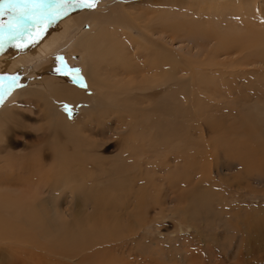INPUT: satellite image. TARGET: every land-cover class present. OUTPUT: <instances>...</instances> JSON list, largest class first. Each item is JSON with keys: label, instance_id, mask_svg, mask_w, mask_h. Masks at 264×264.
<instances>
[{"label": "rangeland", "instance_id": "374dc122", "mask_svg": "<svg viewBox=\"0 0 264 264\" xmlns=\"http://www.w3.org/2000/svg\"><path fill=\"white\" fill-rule=\"evenodd\" d=\"M90 2L93 0H71L70 3H65V0H44L34 13L35 16L33 14L32 21L21 26L22 35L10 38L11 34L5 27L0 31L3 36H0V42L9 50L14 48V44L25 42L34 34L42 35L41 40L46 43L55 40L56 47L51 57L62 60L57 68L60 67L72 78L82 80L84 67L81 65V56L73 57L64 52L67 41L71 44L80 34L79 31L90 30L93 34H98L101 40L95 46H100V43L106 46L110 42L109 37H112L124 45L122 48H131V51L137 49L136 52L144 55L146 50L143 47L150 46L149 38L152 36L151 39L155 42L166 46L165 63H170L166 68H176L180 79L185 78L188 82L191 78L189 75H192L194 85L186 83L184 79L179 91L169 90L170 83L156 87L146 85L143 90L134 93L137 96L148 94V98L137 97L130 100L133 93L125 94L126 97L123 94V99L121 95V99L118 96L116 102L110 98L112 101L109 99V102L103 103L99 108L95 107L96 111L94 109L83 121L78 122L76 129L74 126L71 130L59 129L57 132V129L49 128L44 121V116H41L44 114L42 104L36 97L27 102L22 101L21 107L15 102L9 104L11 96L13 98L19 89L23 92V89H32L37 85L25 84L27 82L21 81L25 74L19 72L3 77L0 89L8 90L10 96L0 103L1 110L6 108L0 116L1 152L10 151L21 155L32 151V148L34 151L43 150L47 161L51 163L53 151L50 146L57 145L65 153L80 150L82 154L85 149H89L93 155V163H97L94 164V169H88V161L81 156L84 163L79 162L80 159L79 164L74 165L72 190L63 182L56 181L64 174L61 177L56 175L52 181L47 180V189L55 196L52 205L40 206V201L36 205L35 213L41 222L37 231L25 227L21 229L23 234L26 232L25 241H38L41 247L34 251L31 243L16 248L15 244L5 242L0 245V264H264V62L258 58L260 55L256 56L260 50L264 53L261 40L264 37V0H95L94 7L84 6ZM10 11L11 8L4 5L0 14V22L6 26L9 21H13ZM46 12L52 13L51 19H56V23L65 21L61 26V29L64 25L67 26L68 33L64 38L53 30L56 28L55 24L38 21L37 16ZM188 30L199 33L189 36ZM202 34L209 37L201 36ZM241 35L260 37V40L253 41L255 43L251 47H244L245 52L234 49L219 52L220 39L231 42ZM222 36L225 37L222 39ZM142 41L144 45L141 44ZM247 45L248 43L245 46ZM251 53L254 57L249 58ZM18 59L25 60V57ZM150 59L153 60L154 56H149ZM248 61H258L259 64L241 63ZM46 63L45 59L33 62L28 72L37 64L42 66ZM216 63L221 66L212 67ZM233 64L243 74L232 70ZM188 66L189 69H186ZM126 77L130 81L133 77L136 79V75L132 73ZM84 83L83 86L74 84L73 88H77L86 97H94V86ZM109 93L118 95L113 87L104 94L105 97ZM175 97L178 98L180 107L175 103ZM63 99L58 97L54 103L63 112L65 120H70L71 123L85 109H89L91 101L80 99L69 102ZM99 99L98 97L97 101ZM124 99L127 100L123 101ZM126 101L129 103H125ZM127 104L130 106H126ZM65 105L70 112L64 110ZM122 108L129 111L125 109L127 112H124ZM117 153L119 156H116ZM114 157L119 163L125 161V166L115 164L109 169L103 165L100 167V162L104 159L108 162ZM83 164L85 167H82ZM119 168H125L122 173L125 174L123 177L129 184V190H124L120 193L122 195L118 194L120 197L113 195V200L110 201L112 205L131 202L132 206L136 200L127 196L128 193L145 188L146 183H152L149 187H156V198L151 195L145 200V208L141 209V214H146L147 219L143 223L146 224L144 228L134 227L135 229L130 230L131 214L135 213V207L127 212H111L109 209L112 210L113 206H109L110 202H107L109 208H104L105 214L101 212L103 206L99 204L100 197L102 199L105 194L103 190L108 192L105 197L111 196V180L115 179L109 174ZM204 170H208L210 174L200 175ZM201 176L205 177L206 184L198 185V190L209 192L203 198L200 196L201 192L196 190L199 193L197 197L194 192L195 183ZM119 179L118 177L114 181ZM126 182L122 181L123 184ZM172 186L175 192L173 195L170 193ZM163 187L170 192H165ZM179 189H183L181 191L185 195L181 201L177 197ZM86 190L92 195V203L97 200L93 204L94 218L105 221L103 233L97 231L95 234L96 242L100 245L83 252L82 248H77L83 246H77L76 242L72 245L70 241L65 243L71 249H58L55 244H48L52 238L58 242L60 232L57 233L55 228L61 221L70 226L73 220L82 229L86 227L87 209L90 208V205H85L84 193H89ZM70 191L75 195L71 204L73 208L68 195ZM204 205L209 208L205 209ZM50 208L56 211L58 219L47 213L44 216L43 209L48 211ZM88 216L92 217L91 212ZM237 217L241 219L236 220ZM258 221L260 224H252L254 227L245 225L247 222ZM155 223L159 225L156 231L152 228ZM61 236L62 242H65L64 234ZM115 242L118 243L117 249L112 248ZM38 250L40 251L37 252Z\"/></svg>", "mask_w": 264, "mask_h": 264}, {"label": "bare ground", "instance_id": "6f19581e", "mask_svg": "<svg viewBox=\"0 0 264 264\" xmlns=\"http://www.w3.org/2000/svg\"><path fill=\"white\" fill-rule=\"evenodd\" d=\"M34 16H35V14H34ZM42 16H44V18ZM37 17H39L38 21H43V23H48V24L49 23H53V24H55L56 28H54L53 30L55 31V33L62 35L63 38L68 33L67 26L64 25L63 28L61 29V26L64 24L65 21H58L57 20L58 23H56L54 21L56 19H51L52 18V13H49V12H46L45 14L42 13V15L40 14V16L38 15ZM41 17L44 20H41L42 19ZM177 26H179V25L177 24ZM162 29H163V27H162ZM95 31H97V30L95 29ZM99 31L100 30H98L97 32H99ZM79 32H80V34L78 35V37L71 44H70V42L67 41V43H66L67 44L66 45L67 46L66 47V51H64V52H65V54L73 56V57L76 56V55H80L81 56V65L84 67L82 80L76 79V78H72L67 73L65 74L64 70L59 69L60 67L57 68L61 64L62 60H61V58H57V57H53L52 58L51 57V54L53 53V51H54V49L56 47L55 46L56 45V41L55 40H53L52 43H46L44 40H41V36L42 35H35L34 34L31 37H29L27 41L22 42V43H18V44H14V48L9 49V50H7V48H5V46L3 45V42H0V80L3 77H5V76L9 77L12 74L14 75L17 72H19V73L25 74V77H23L22 80H21V81L27 82L25 84H34L35 86L37 85L36 87H33L32 89L31 88L30 89L28 88V90L23 89V92H21V90L19 89L17 92H15V95L13 94L14 95L13 98L11 96V99L9 100L10 101L9 104L12 103V102H15V103H18L17 105H19V107H21L22 106L21 105L22 101L27 102V101H30V99H32L33 97H36L38 100H40V102L42 104V109L41 110H43L44 114L43 115L40 114V115L44 116V121L46 123H48V127L49 128H51L53 130L57 129L56 131L59 132V129H63L64 131H67V130H71L74 126H75V129H76V126L78 125V122L80 123L81 120L83 121L84 117L88 116L89 113L91 114V112L95 109V107L97 109L103 103L109 102L110 98L111 99L113 98L112 100L115 101L118 96L120 97V95L122 97V95L124 94V97H126L127 94H132V93L134 94V96H131L130 100H133V99H135L137 97H139L141 99L148 98L150 95L147 96L148 94L146 95V94H143L142 92H141L142 96H137V94H135L136 91H139L140 89L143 90V88L146 87V85H148V87H151V86L156 87V86H159V85L160 86H164V85H166V83H170L169 90H172V91H175V90L179 91V89H180L179 86L181 84L182 79H184L186 83H192V85H194L193 84V80L191 79L192 75H189L187 73L191 77L189 82H188V80L185 79V78L180 79V77L178 76V72H177L176 68H172V67L169 68V69L166 68L170 64V63H165V61H166L165 59H167V58H165V54L166 53L164 54V52L167 51L166 46L164 44L160 43V42H155L153 39H151L152 36H151V38H149V44L154 49H152L150 46L147 47V48L143 47V49L146 50L145 51V55H144L142 52H139V51L136 52V50H137L136 48H134V49H136L134 51L133 50L131 51V48H122L124 45L119 44V42L117 40H113L112 37L111 38L109 37L110 42L106 46H103L104 44H102V43H100V46L99 45L95 46V43H97V41L101 40L99 38L98 34H96V33L93 34V32L90 31V30L88 32L84 31V30H81ZM173 32H175V31H173ZM195 32L199 33L198 31H195V30L194 31L193 30H188L187 31L189 36H196ZM54 36H55V34H54ZM201 36L209 37L208 35H205V34H202ZM201 36H199V37H201ZM1 37H3V36H1ZM224 37L222 36V39ZM245 37H246V35H241V37H239V38L237 36V39L235 41L232 40L231 42L228 41V40H221L220 39L219 48H218L219 52L220 51L224 52V51H228V50H231V49L232 50L233 49L234 50H239V51L243 52L244 51V47H247V48L251 47L252 44H254L255 42H258L260 40V37L259 38L255 37V36L254 37H246V38ZM30 38H32V39H30ZM50 39H51V37H50ZM233 39H235V38H233ZM261 40H262V42L264 44V37L263 36H262ZM33 41H35V43H33ZM253 41H255V42H253ZM246 43H248L247 46H245ZM138 44H140V43H138ZM141 44L144 45V42L142 41ZM63 46H64V42H63ZM133 47H135V46H133ZM138 47H139V45H138ZM147 51H149V52H147ZM142 54L144 56H142ZM170 54H172V53H170ZM257 55H260L262 58L261 57H258V58L264 62V53L262 54L261 50L256 53V56ZM126 56H128L129 58H127ZM149 56L150 57L154 56V59L151 60L153 58L152 57L149 60ZM20 57H25V60L18 59ZM248 57L251 58V57H254V56L251 53ZM176 58H178V57H176ZM34 59H37V60L34 61ZM43 59H45L47 61V63L45 65L43 64L42 66H39L37 64L36 66H34L33 69H31L30 72H28V69H29V67H31L30 65L33 62L41 61ZM142 60H144V61H142ZM139 61H141V64L139 63ZM252 62L254 64H259L258 61H251V62L248 61V62H241V63L243 65H249V64H253ZM64 63H65V61H64ZM210 66H212V65H210ZM219 66H221V64L220 63H216L212 67H219ZM186 69H189V66ZM193 69H195V68L193 67ZM211 69H213V68H211ZM232 70H237V71H235L236 73L243 74V71L239 70V67H237L235 65L232 67ZM130 73L136 75V79L134 77L132 78L133 80H135V82L132 79H131V81L130 80H126V78H127L126 76L129 75ZM191 73H192V70H191ZM245 73H246V71H244V74ZM236 75H238V74H236ZM67 76H69V77H67ZM137 76H138L139 80H137L138 79ZM31 79H33V81H31ZM84 82L89 84V86L90 85L94 86L95 96L92 95L94 97H92V98L90 96H89L90 98L86 97V96H84L81 93V91H78L77 88L76 89L73 88L74 84H77L79 86V85H82ZM112 87L114 88V91L116 90L118 95H116L114 93H109V96L105 97L104 94H107L108 90L110 88H112ZM190 88H191V86H190ZM3 89H0V103H2V101L6 100V98L10 96L7 93L8 90H3ZM144 91H146V90L144 89ZM188 91H190V90L188 89ZM58 97H59V99L60 98H64L63 100H69V102L70 101L77 102L80 99L91 100V101H90V106L88 107L89 109H87V110L85 109V111H83L81 113L80 117L77 120H75V121H73L71 123L70 120L69 121L65 120L63 112H61L58 109L59 107L55 105L54 100L57 99ZM98 97L101 100L99 99L97 101ZM121 97H120V99H121ZM124 97H122V99ZM120 99H119V101L121 102ZM125 100H127V99H124L123 101H125ZM174 100H175V103L177 104V106L180 107V103H178L179 102L178 98L175 97ZM96 102H98V103L96 104ZM32 103H33V101H32ZM125 103H129V101H126ZM128 105L130 106V104H127L126 106H128ZM29 106L30 105H28V107ZM5 107H8V105L5 106ZM28 107H27V109H29ZM106 107H107V105H106ZM96 109H95V111H96ZM125 109H123L122 111L125 112L126 110H128V109H126V110ZM5 110H6V108H4L3 110L0 109V116L4 113ZM132 110H133V108H132ZM5 114H7V113L5 112ZM42 123L45 124L44 122H42ZM40 126L41 125H39V127ZM56 146L55 145H51L50 146V150L52 149V151H53V153L51 154V163H49L47 161L48 160L47 159V155H45V152L43 150H39V151L35 150L34 151L33 148H32V151H30L28 153H25V154L22 153L21 155L12 154V153H10V151H8L6 153L0 151V245L1 244H5V242H8L9 244H12V243L15 244L16 248H21V246L26 245L28 243H31L32 244V249H34V251H35V249L37 250L38 248H40L41 244L38 241H28V242L25 241L24 234L26 232L23 234V230H21V229L24 228V227L26 229L27 228H30V229H33V230L38 229L39 224L41 222H39V219H38V216H37L38 214L35 213V207H36V205L38 204L39 201H40L39 202L40 206L43 205V204L52 205L53 198L55 196L53 197L52 192L49 189H47V180L52 181V179L53 180L55 179L56 175L58 177H61L64 174L61 179H58L56 181L57 182H59V181L63 182L65 186H70V190H72L74 188L73 187L74 184H72L73 182L71 181V179L75 178L72 175L73 168H74L75 164L78 165L79 162H83L84 163V159H85L89 163L88 165H86V167L88 169H94L95 168L94 164H96L97 162L93 163V161H92L93 160V155H92V152L89 149H85L84 153H82V154L80 153L81 152L80 150H79V152L78 151L74 152L72 150L73 151L72 153H65L60 148H57L58 146L57 147ZM37 147H38V145H37ZM25 151H26V149H25ZM49 153H50V151H49ZM81 156L84 159H81ZM116 156H119V153H117ZM115 158L116 157H114L112 160H110L108 162H107L106 159H104L102 162H100V167L103 165L106 169H109L110 166L112 167L115 164H121V165L125 166V163H126L125 161H122V162L119 163V162L115 161ZM92 166H93V168H92ZM82 167H85V165L83 164ZM124 169L123 168H119V169L114 170L112 173L109 174V175H112L113 178H115V179L111 180V182L113 183L111 188L112 189L115 188V190H114L115 192L112 189H110V192H112L111 196L109 197L107 195L105 197V194L108 193V192H104V190H103V193H105V194H103L104 196L101 194L102 195V199L100 197V201H99V204L103 206V209H101L102 214L103 213L105 214L104 208H106L107 202H110V201L113 200V195L116 194L117 196H119V195H122L120 193L124 192V190H126V191L129 190V189H127L129 184H127L128 182H126V180H125L126 178L124 179V177H123L125 174L122 173V172H125ZM199 174L202 175V176L203 175L207 176V174H210V172L208 173V170H206V171L204 170V171L200 172ZM90 175L91 174H89V177H90ZM202 176L199 178V181L197 183H195V191H194L195 193H196V190L200 189L199 186H202L203 184H206L205 177H202ZM118 177L120 179L115 182L114 180H116V178H118ZM122 181L126 182V184H123ZM211 183H213V179L211 180ZM108 184H110V183H108ZM134 184L135 183H133V185ZM146 185L147 186L144 185L145 188L142 187V189H139V190H137L135 188L136 191L133 190L131 193L127 194V196L133 197V199L136 200V203H134V205H132V206H131V202L130 203H123V204H115V205H112L111 202L108 203L109 206H113L112 210L109 209L111 212H114L115 210H117L118 212H121V211L127 212V211H129L131 209V207H135L136 208L135 209V213L131 214L132 220L130 221V223H131L130 230L131 229H135L134 227H138L140 229V228H142V227L144 228L146 226V224H143L144 221L147 220V219H145L146 214L142 215L141 214V209L145 208V206L147 204V203H145V200H147L149 197H151V195L154 198H156V194H155L156 193V187L155 186L149 187V186L152 185V183H149V184L146 183ZM180 185H181V183H180ZM109 186H111V185H109ZM173 188L174 187L172 186L171 192L168 189L164 190V187H163V190L165 192L169 191L173 195V194H175V192L173 191ZM181 190L183 191V189H179L178 192H177V197H178V200H180V201L183 198H185V195L182 194ZM198 191L201 192L200 190H198ZM87 192H89V191H87ZM132 193L135 194V195H131ZM208 193L209 192L206 191V190L201 192L200 193V196H202L201 198L205 197ZM198 194L199 193L195 194L196 197H197ZM68 195H70V198H71L70 199L71 200L70 201V205H71L72 202L75 200V195H74V193L72 191H70V194H68ZM84 196L86 198L85 205L86 204L90 205L89 206L90 208L88 207L89 209H87L86 227L84 229H82L73 220H71L72 222H70V226H66L61 221L58 224V226L55 228V231L57 233L60 232L58 237H57V238H59L57 240L58 244L56 243V241L53 238L50 239L47 242L48 244L52 245V243H53V244H55V246L58 249L59 248L61 249V247L71 249V247L69 248V246H66L65 243L66 242L68 243L70 241V245H72L73 243L76 242L77 246H83V247H77V248H82L81 251H83V252L86 251L87 249H90L93 246L100 245V244H98L96 242L95 234L97 233V231H99V233L100 232L103 233V230L105 229V227H104L105 221L102 220V219H101L102 221H100L98 219L96 220L94 218L95 217V210H94V207H93L94 205L93 204L97 200L94 203H92L93 202V198H92V195H91L90 192L89 193H84ZM77 199H79V198H77ZM82 199H83V197H82ZM194 199H196V198H194ZM91 200H92V202H91ZM185 201L187 202V200H185ZM83 202H85V201H83ZM156 203L157 202H155V204ZM199 203H200V201H199ZM193 205H195V204H193ZM71 207H72V205H71ZM151 207H153V205ZM203 207L205 209L209 208L208 205H204ZM43 210H45V215H44L45 217H46V213H47V215H50L53 218H57V216H58L56 214V211L55 210L52 211L51 208L48 211L46 209H43ZM71 212H74V210H71ZM89 212H91L92 217L88 216ZM178 212L184 213L186 211H178ZM209 213H211V212H209ZM68 215L65 217L66 219H67ZM99 218H101V217H99ZM209 218H211V217H209ZM57 219H55V220H57ZM238 219H241V217H237L236 220H238ZM54 222H56V221H54ZM257 223L260 224V222L258 221V222H247L245 225L249 224V227H252L254 224H257ZM158 227H159V225L157 223H155V225L153 224V226H152V228L155 229V231L158 229ZM257 227L259 228V225H257ZM57 228H58V230H57ZM28 230H26V231L28 232ZM63 234H64L63 237L65 238V242L64 241L62 242V238H61L62 236L61 235H63ZM44 237H46V236H44ZM66 238H68V241H67ZM104 238H106V235H105ZM41 239L43 240V238H41ZM41 239H39V240H41ZM117 239H118V237H117ZM110 242H112V241H110ZM115 243L112 244L113 247L111 245V247L113 249H117L116 245L118 243H116V244ZM48 244H47V246H48ZM73 246H72V248H73ZM23 248H25V246ZM105 249H106V247H105ZM15 250H18V249H15ZM39 251L40 250H38L37 252H39ZM55 251H56V249H55ZM140 252L142 253L141 250H140ZM28 253L30 254L29 251H28ZM165 253H167V252H165ZM47 254L48 253H46L45 255H47ZM47 256H46V258H48ZM76 256H78V255H76ZM50 258H51V256H50ZM78 259H77V261H78ZM69 260H71V259H69ZM53 262H55V261H53ZM80 262H81V260H80ZM88 264H89V262H88ZM97 264H98V262H97Z\"/></svg>", "mask_w": 264, "mask_h": 264}, {"label": "snow or ice", "instance_id": "6c2138e0", "mask_svg": "<svg viewBox=\"0 0 264 264\" xmlns=\"http://www.w3.org/2000/svg\"><path fill=\"white\" fill-rule=\"evenodd\" d=\"M44 0H0V14L3 12V6L8 5L11 8L10 15L13 17V21H9L6 26L3 22H0V30L5 27L8 28L11 36L15 38L23 34L22 25L29 23L33 19V14L38 11L39 7L43 4ZM71 0H65V3H70ZM95 0L90 3L84 4L86 7H94ZM19 6V8L17 7ZM80 6V5H77ZM22 8V10H20ZM35 43V41H33ZM86 87V85H85ZM64 110L70 112V109L65 105Z\"/></svg>", "mask_w": 264, "mask_h": 264}]
</instances>
